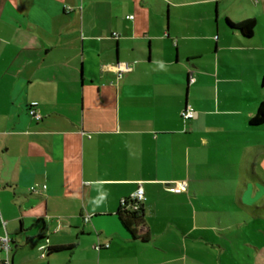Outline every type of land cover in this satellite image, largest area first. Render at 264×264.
<instances>
[{"label": "crops", "instance_id": "1", "mask_svg": "<svg viewBox=\"0 0 264 264\" xmlns=\"http://www.w3.org/2000/svg\"><path fill=\"white\" fill-rule=\"evenodd\" d=\"M205 3L0 0L14 49L0 55V236L12 245L0 264H241L250 253L239 237L264 221V124L250 123L264 101V0L251 38L226 11L220 28V7L212 21ZM118 62L131 66L122 77ZM187 105L195 119L182 118ZM180 181L187 190L172 191ZM139 186L134 238L119 208Z\"/></svg>", "mask_w": 264, "mask_h": 264}, {"label": "rangeland", "instance_id": "2", "mask_svg": "<svg viewBox=\"0 0 264 264\" xmlns=\"http://www.w3.org/2000/svg\"><path fill=\"white\" fill-rule=\"evenodd\" d=\"M205 6H208L209 11L211 12L212 21L215 20L214 11L216 7H220V18L217 16V20L220 22V28L223 29L224 20L221 14L223 11L229 13V16L235 21L239 22L246 18L257 17V0H209V3H205ZM203 6V5H202ZM219 14V11H218ZM6 32L0 33V55H12L14 54L13 45L9 44L10 35L8 34V30H4ZM257 174H261L264 177V173H260L257 170ZM254 176V175H253ZM261 183V181H257ZM263 184V183H261ZM259 189H257V196H259ZM219 198V197H217ZM259 200V199H258ZM258 202V201H257ZM261 203H255L256 206H260ZM217 223V221H215ZM233 223L234 221H229ZM256 226L254 224L251 226H245L252 232V235H248L245 237H239L242 248L248 249L250 253L246 250L242 251V259L241 264H264V221H255ZM250 244L244 243L243 241L249 242ZM257 247V251L255 249ZM255 252H257L255 254Z\"/></svg>", "mask_w": 264, "mask_h": 264}, {"label": "built area", "instance_id": "3", "mask_svg": "<svg viewBox=\"0 0 264 264\" xmlns=\"http://www.w3.org/2000/svg\"><path fill=\"white\" fill-rule=\"evenodd\" d=\"M133 15H129L128 18H133ZM113 35L115 37H119V34L117 32H113ZM116 70L118 77H122V75L131 70V66L128 63L125 62H118L116 65ZM189 81L194 82L195 81V76L189 77ZM29 113L35 117L37 120H40L42 118V115L37 111L34 105H31L29 108ZM197 117V110L192 106V105H187L185 109L183 110L182 113V118L184 120H190V119H195ZM46 185H42L41 187L37 186H31L29 190L32 193H41L43 190L46 189ZM188 187V184L186 181H180L174 184V186L171 187V190L180 193L183 191H186ZM147 199L145 190L142 186H139L136 191L127 199L123 200V204L127 205V208L129 210H139L142 208L143 203ZM86 220H89V217L86 218ZM108 246V245H106ZM96 249H101L102 245L97 244L95 245ZM41 249H44V246H41ZM12 250V245H11V239L8 235L0 236V253H3L6 255V258L8 259L9 253Z\"/></svg>", "mask_w": 264, "mask_h": 264}, {"label": "trees", "instance_id": "4", "mask_svg": "<svg viewBox=\"0 0 264 264\" xmlns=\"http://www.w3.org/2000/svg\"><path fill=\"white\" fill-rule=\"evenodd\" d=\"M227 26L234 31L241 32L246 38H251L254 34V31L257 27V19L247 18L241 20L239 22H235L230 18L226 19ZM262 85L264 86V76L262 79ZM250 123L252 125L260 126L264 124V101L261 102L258 111L255 116L250 119ZM264 209V207L262 208ZM260 209V210H262ZM264 212V211H263ZM119 216L123 226L127 229V231L134 237H137V228L143 223V209L139 210H129L126 204H121L119 208ZM143 241H146L144 237H142ZM73 245L68 246H58L54 248H50L45 256L51 255L53 253H60L63 251L72 250Z\"/></svg>", "mask_w": 264, "mask_h": 264}]
</instances>
